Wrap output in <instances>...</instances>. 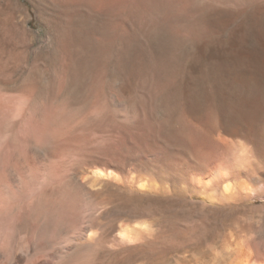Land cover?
Segmentation results:
<instances>
[{"label": "rangeland", "instance_id": "rangeland-1", "mask_svg": "<svg viewBox=\"0 0 264 264\" xmlns=\"http://www.w3.org/2000/svg\"><path fill=\"white\" fill-rule=\"evenodd\" d=\"M256 97L264 0H0V133L32 132L53 231L90 228L79 264H264V114L229 134Z\"/></svg>", "mask_w": 264, "mask_h": 264}, {"label": "bare ground", "instance_id": "bare-ground-1", "mask_svg": "<svg viewBox=\"0 0 264 264\" xmlns=\"http://www.w3.org/2000/svg\"><path fill=\"white\" fill-rule=\"evenodd\" d=\"M254 102L255 109L250 115L233 119L235 126L229 130L230 135L243 137L246 128L251 133L257 134L258 124L264 114V101L256 97ZM31 133L30 131V134H26L27 136L23 139L0 133V264H79L75 258L81 252L84 242L90 240V228L83 226L72 232L67 220L60 219V223L53 231L50 218L44 216L42 212L45 186L52 180V175L46 172L41 178L38 177L39 174L34 173L29 167L30 163L28 165L23 159L24 154L23 157L21 156V152L31 149L35 143ZM38 149L35 148L36 151ZM94 174L95 177H103L111 176L113 172L95 171ZM135 184L142 188L146 185L143 181ZM238 187L242 191L248 189L240 184ZM233 188L229 182L224 186L225 192L231 197L235 192ZM138 232L136 228L125 226L121 227L120 236L124 241L130 240L132 235ZM228 245L227 248H231L230 252L234 257L227 262L225 254L219 256L217 252L219 263L214 264H253L248 251L242 248L237 249L234 241ZM74 256L76 257L72 259Z\"/></svg>", "mask_w": 264, "mask_h": 264}, {"label": "water", "instance_id": "water-1", "mask_svg": "<svg viewBox=\"0 0 264 264\" xmlns=\"http://www.w3.org/2000/svg\"><path fill=\"white\" fill-rule=\"evenodd\" d=\"M129 181H131V182H135L136 181V183H139L140 182V180H138V179H135L134 177H132L131 175L127 178Z\"/></svg>", "mask_w": 264, "mask_h": 264}]
</instances>
